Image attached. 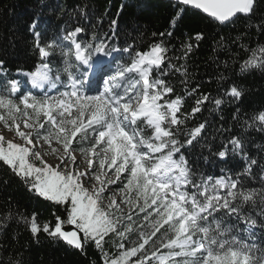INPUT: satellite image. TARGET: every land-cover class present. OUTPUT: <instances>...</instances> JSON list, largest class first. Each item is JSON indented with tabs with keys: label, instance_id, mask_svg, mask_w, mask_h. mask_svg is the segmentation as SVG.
<instances>
[{
	"label": "snow or ice",
	"instance_id": "snow-or-ice-1",
	"mask_svg": "<svg viewBox=\"0 0 264 264\" xmlns=\"http://www.w3.org/2000/svg\"><path fill=\"white\" fill-rule=\"evenodd\" d=\"M192 10L219 28L259 19L264 34V0H174L169 30L140 46L126 34L121 42L115 19L98 31L85 8L46 41L33 16L32 69L17 67L13 76L0 58V167L55 211L41 223L35 211L9 207L0 230L22 225L37 242L43 233L84 255L91 246L100 264H264V157L252 156L223 125L221 143L215 151L206 143L202 158H236L238 168L199 173L186 154L208 127L207 120L189 123L244 95L222 73L216 95L191 81L186 61L206 40L203 31L169 47L177 21ZM212 39L214 52L237 43L218 33ZM240 47L247 53L242 73L264 70V44ZM216 63L227 70L229 61ZM231 120L241 131L264 133V110L242 118L236 107Z\"/></svg>",
	"mask_w": 264,
	"mask_h": 264
},
{
	"label": "trees",
	"instance_id": "trees-1",
	"mask_svg": "<svg viewBox=\"0 0 264 264\" xmlns=\"http://www.w3.org/2000/svg\"><path fill=\"white\" fill-rule=\"evenodd\" d=\"M121 5L124 6L122 11ZM81 8L87 9L89 24H95L98 31H107L110 21L115 19L121 42L126 34L128 37H134L138 46L149 43L153 39V32L169 30L170 21L174 16V0H0V58L8 63L13 76L16 75L17 67L30 71L36 62L32 34L27 30L33 16L38 14L40 23L37 30L42 34V41H46L55 38L60 29L69 22L76 23V14ZM193 12L194 10L190 11L177 21L175 35L169 47L175 46L179 49L183 38L203 31L206 40L200 43L199 48L193 50L186 61L191 81L201 84L202 92L216 95L219 87L217 76L222 73L229 83H235L244 93L240 102L226 105L222 113L206 110L198 114L194 122L189 123L191 127L193 123L208 121L205 139L194 148L190 147L186 153L190 165L199 173L218 175L221 168L239 167L236 158H231L226 164L216 161L213 157L208 161L202 158V155H209L204 146L206 143L212 144L215 151L224 138L220 131L221 125L240 134L252 156L257 159L264 157V133L252 129L241 131L239 125L231 120L236 107L241 109L242 118L264 110V70L256 69L242 73L239 67L247 57L240 45L247 48L255 47L257 43L264 44V34H260L255 27L260 22L259 19H241L226 28H219L209 26L207 21ZM100 21L102 23H99ZM217 33L237 41L230 52L213 51L215 41L212 37ZM232 56L235 58H230ZM217 57L221 62L229 61L227 70L222 63H216ZM171 82L179 93V81L173 79ZM192 105L193 100L188 99L185 106L190 110ZM251 186L257 189L261 187L258 181H253ZM9 207L13 211L18 207L21 212L29 215L35 211L39 214L41 223L51 221L55 211L48 202L36 198L11 173L0 167V216ZM9 223L7 233L0 230V260H3L4 264H8L9 260H19L21 264H100L99 253L91 246L86 250L87 255H84L43 233L37 242L22 225ZM112 244L113 241L109 239L105 245L106 250L111 248ZM112 250L114 251V248Z\"/></svg>",
	"mask_w": 264,
	"mask_h": 264
}]
</instances>
